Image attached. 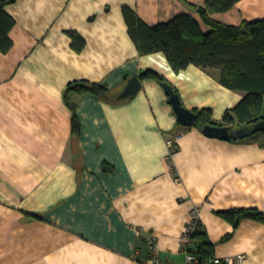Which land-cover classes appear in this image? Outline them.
I'll return each instance as SVG.
<instances>
[{
  "label": "crops",
  "instance_id": "0c3cea01",
  "mask_svg": "<svg viewBox=\"0 0 264 264\" xmlns=\"http://www.w3.org/2000/svg\"><path fill=\"white\" fill-rule=\"evenodd\" d=\"M204 1L3 5L15 23L11 48L0 51V264H147L151 239L161 264H183L192 209L213 255L264 264V221L233 227L216 213H264V133L223 140L182 125L164 83L141 73H158L182 106L208 109L216 122L243 93L223 86L217 71H174L161 51L139 54L123 14L128 7L148 25L182 13L201 22ZM213 17L233 25L264 19V0H238ZM133 76L140 89L119 98ZM78 80L107 86L109 97L67 92Z\"/></svg>",
  "mask_w": 264,
  "mask_h": 264
},
{
  "label": "trees",
  "instance_id": "16d2710c",
  "mask_svg": "<svg viewBox=\"0 0 264 264\" xmlns=\"http://www.w3.org/2000/svg\"><path fill=\"white\" fill-rule=\"evenodd\" d=\"M237 1L205 0L197 8L201 22L190 14L182 13L166 22L153 25L144 23L131 9L123 7L128 32L135 41L139 54L161 51L174 71L184 69L190 64L206 71H217L218 80L223 86L243 93L239 104L227 109L220 122L211 118L208 109L194 110V126L199 130L205 124L225 125L231 129L243 125L252 126L264 119V19L242 20L233 25L213 17L216 13L230 10ZM6 2L8 1L2 0L0 7V51L3 53L12 46L9 31L15 23L3 10ZM72 45L79 49L83 40L73 34ZM141 76L152 77L161 84L166 82L161 75L151 70H145ZM71 90L109 97L107 86L87 80L70 82L67 92ZM72 128L73 132H78L73 106ZM216 213L233 227L243 218L264 221V213L256 208H233ZM190 250L199 257L201 264H208L213 255V244L206 233L199 230V223L192 234Z\"/></svg>",
  "mask_w": 264,
  "mask_h": 264
},
{
  "label": "water",
  "instance_id": "95a60500",
  "mask_svg": "<svg viewBox=\"0 0 264 264\" xmlns=\"http://www.w3.org/2000/svg\"><path fill=\"white\" fill-rule=\"evenodd\" d=\"M13 2V0H7ZM0 0V7H1ZM163 87L169 96V101L172 104L173 110L176 113L180 123L186 126H192L195 123L196 113L182 106L181 101L172 88L164 83ZM140 89V81L137 76L131 77L125 85L123 91L119 94V98H125L135 94ZM202 133L209 137H215L223 140L244 139L252 134L264 133V119L254 123L252 126L243 125L229 129L227 126L205 124L201 129Z\"/></svg>",
  "mask_w": 264,
  "mask_h": 264
},
{
  "label": "built area",
  "instance_id": "2783aa9c",
  "mask_svg": "<svg viewBox=\"0 0 264 264\" xmlns=\"http://www.w3.org/2000/svg\"><path fill=\"white\" fill-rule=\"evenodd\" d=\"M168 145L171 149L176 148L175 141L168 140ZM198 218H197V210L192 209L191 211V219L186 226L182 237H181V244L182 250L184 252V262L183 264H201L199 257L193 253L190 248L192 246V234L197 229ZM150 249L151 253L147 260V264H161L158 258V250L157 247L154 245L153 240L150 241ZM244 263V256L242 254H237L235 256H215L213 255L208 264H243Z\"/></svg>",
  "mask_w": 264,
  "mask_h": 264
},
{
  "label": "rangeland",
  "instance_id": "374dc122",
  "mask_svg": "<svg viewBox=\"0 0 264 264\" xmlns=\"http://www.w3.org/2000/svg\"><path fill=\"white\" fill-rule=\"evenodd\" d=\"M203 27H204V26H203ZM205 29H207V28L205 27ZM258 134H259V133H257V134H253V135H258ZM253 135H252V136H253Z\"/></svg>",
  "mask_w": 264,
  "mask_h": 264
}]
</instances>
